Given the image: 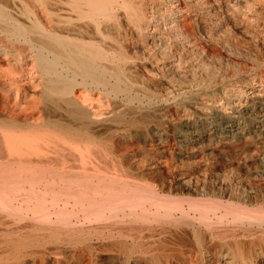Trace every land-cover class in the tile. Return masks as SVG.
<instances>
[{
  "label": "bare ground",
  "instance_id": "bare-ground-1",
  "mask_svg": "<svg viewBox=\"0 0 264 264\" xmlns=\"http://www.w3.org/2000/svg\"><path fill=\"white\" fill-rule=\"evenodd\" d=\"M257 1L0 0V264H264Z\"/></svg>",
  "mask_w": 264,
  "mask_h": 264
},
{
  "label": "rangeland",
  "instance_id": "rangeland-1",
  "mask_svg": "<svg viewBox=\"0 0 264 264\" xmlns=\"http://www.w3.org/2000/svg\"><path fill=\"white\" fill-rule=\"evenodd\" d=\"M255 11L257 13H263V16H264V0H258L255 3ZM208 22H210V21H208ZM210 23H211L210 26H212L211 28L214 29V28L218 27V26L216 27L215 24H212V22H210ZM247 27H248V31H250V32H252V31L261 32L262 31L264 33V18L260 19V21L257 24L249 23ZM237 38L239 39V47L241 48L242 51H247L250 49V46H251L250 43H248L242 35H237ZM226 39L229 41L228 38H226ZM234 40H237V39H234ZM222 46H223V44H221V46L220 45L218 46L219 50L222 51V53L224 55H226V50L223 49Z\"/></svg>",
  "mask_w": 264,
  "mask_h": 264
}]
</instances>
